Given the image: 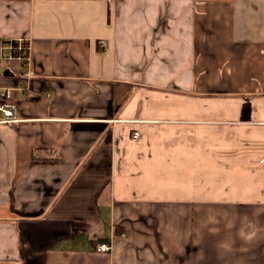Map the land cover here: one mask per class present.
<instances>
[{"label": "crops", "instance_id": "1", "mask_svg": "<svg viewBox=\"0 0 264 264\" xmlns=\"http://www.w3.org/2000/svg\"><path fill=\"white\" fill-rule=\"evenodd\" d=\"M0 54V264H264V0H0Z\"/></svg>", "mask_w": 264, "mask_h": 264}, {"label": "built area", "instance_id": "2", "mask_svg": "<svg viewBox=\"0 0 264 264\" xmlns=\"http://www.w3.org/2000/svg\"><path fill=\"white\" fill-rule=\"evenodd\" d=\"M104 41L101 40V44ZM4 47L9 51L7 57H16L21 60L22 63H26L28 60V43L21 39H14L4 42ZM2 55L0 54V58ZM16 89L24 91L25 86L22 82L16 85ZM19 121L16 115V104L13 98L12 89L0 87V124H13ZM133 139L138 138V132L133 133ZM99 251H108L110 245L107 243H98L96 245Z\"/></svg>", "mask_w": 264, "mask_h": 264}, {"label": "bare ground", "instance_id": "3", "mask_svg": "<svg viewBox=\"0 0 264 264\" xmlns=\"http://www.w3.org/2000/svg\"><path fill=\"white\" fill-rule=\"evenodd\" d=\"M13 40V39H12ZM7 41H9V40H7Z\"/></svg>", "mask_w": 264, "mask_h": 264}]
</instances>
